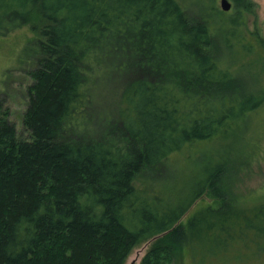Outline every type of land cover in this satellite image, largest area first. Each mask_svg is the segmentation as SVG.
I'll list each match as a JSON object with an SVG mask.
<instances>
[{"label": "trees", "instance_id": "16d2710c", "mask_svg": "<svg viewBox=\"0 0 264 264\" xmlns=\"http://www.w3.org/2000/svg\"><path fill=\"white\" fill-rule=\"evenodd\" d=\"M234 2L194 17L179 0H0L1 35L42 24L28 137L0 115V264H125L153 237L141 264L264 258V199L241 202L233 174L264 86L216 53L249 10Z\"/></svg>", "mask_w": 264, "mask_h": 264}, {"label": "rangeland", "instance_id": "374dc122", "mask_svg": "<svg viewBox=\"0 0 264 264\" xmlns=\"http://www.w3.org/2000/svg\"><path fill=\"white\" fill-rule=\"evenodd\" d=\"M179 1L188 10L189 14L194 17H201L205 14L202 12L208 11V8L212 5L217 7L218 10L225 12L221 8V0ZM248 1L249 10H245L242 25L239 24L237 26L229 23L227 26L229 30H233L237 35L233 38V45L224 47L223 39H220L219 42H222V44L218 43V45H223V48L221 51L217 50L216 53H222V55L224 53L227 59H232L233 68L242 64V73L247 79H251L250 71L257 70L256 75H258L259 80L255 82L259 83L260 88L264 86V65L262 64L263 61L259 62V59L264 56V0ZM231 2L234 5V1L231 0ZM36 25L42 26L41 23L34 20L31 23L13 29L5 35L0 34V115L15 124L18 136L22 138H26L29 135L24 125V115L27 109L28 90L34 79L30 75L33 68L32 62L29 60L26 63L25 61L29 55V50H31V40L36 39L39 33L35 29ZM256 63H258V68L252 69ZM250 86L252 88L257 87L252 83ZM244 125L238 128L241 139L237 141L238 143H236L234 150L240 154L241 160L245 159L246 161L241 169H237L233 173L237 181L234 184V192L241 202L252 203L259 199H264V105L255 109ZM211 143L213 148L223 150L222 152L227 154L232 142L226 143L225 141L224 146L220 141ZM225 146L226 148H224ZM244 152L249 157L243 156L242 153ZM181 161L180 159L178 167L185 168L184 160ZM208 203H214V198L210 194L205 193L183 216L182 220L185 221L196 208ZM155 240L156 237H153L134 247L128 255L125 264H141L142 259ZM167 264L199 263H195L194 259L185 252L180 255L178 260ZM231 264L237 263L233 262ZM243 264H264V258L258 262L250 261Z\"/></svg>", "mask_w": 264, "mask_h": 264}, {"label": "water", "instance_id": "95a60500", "mask_svg": "<svg viewBox=\"0 0 264 264\" xmlns=\"http://www.w3.org/2000/svg\"><path fill=\"white\" fill-rule=\"evenodd\" d=\"M221 8L225 11L230 10L232 8L231 0H221Z\"/></svg>", "mask_w": 264, "mask_h": 264}, {"label": "flooded vegetation", "instance_id": "af4514ba", "mask_svg": "<svg viewBox=\"0 0 264 264\" xmlns=\"http://www.w3.org/2000/svg\"><path fill=\"white\" fill-rule=\"evenodd\" d=\"M234 1V0H233ZM233 4V3H232ZM234 7H235V2H234V5H232V8L230 10H228L229 12L234 10Z\"/></svg>", "mask_w": 264, "mask_h": 264}]
</instances>
